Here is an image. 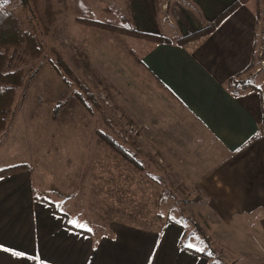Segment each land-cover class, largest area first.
<instances>
[{
  "label": "crops",
  "instance_id": "obj_1",
  "mask_svg": "<svg viewBox=\"0 0 264 264\" xmlns=\"http://www.w3.org/2000/svg\"><path fill=\"white\" fill-rule=\"evenodd\" d=\"M191 1L194 13L178 21L161 19L152 0L126 1L120 12L137 31L171 43L133 38L134 56L127 53L110 84L139 131V159L159 170L152 177L168 169L194 194L211 249L222 250L225 264H264L262 100L228 87L254 75L261 25L250 0L210 35L178 45L236 0ZM17 164L30 165L25 159L0 170ZM73 200V193H46L30 168L0 177V264H212L181 224L113 221L87 229Z\"/></svg>",
  "mask_w": 264,
  "mask_h": 264
},
{
  "label": "rangeland",
  "instance_id": "obj_2",
  "mask_svg": "<svg viewBox=\"0 0 264 264\" xmlns=\"http://www.w3.org/2000/svg\"><path fill=\"white\" fill-rule=\"evenodd\" d=\"M126 1L85 0L97 21L103 19L105 8L122 14ZM152 1L162 11L163 20L173 17L178 21L182 15L194 13L191 0ZM250 4L257 11L264 38V0H251ZM52 5L57 14L43 28L31 12L36 9L32 3L0 0V8L14 14L20 27L32 33L41 46L37 58H15L7 65L10 71L21 68L24 81L15 90L6 127L0 132V169L29 160L34 183L39 178L46 193H73L72 203L76 211L81 210L77 220L87 229H92L89 223L97 227L113 221L151 226L170 220L190 230L193 246L204 249L212 264H225L222 250L211 249L194 194L175 184L168 169L162 170L164 177H152L159 170L139 159L143 157L139 131L119 107L120 91L110 84L113 78L119 79L115 73L129 60L127 53L134 56L130 51H135L133 37L77 24L64 0H53ZM261 46L264 48V39L258 51ZM257 67L258 56L254 75ZM263 79L256 74L254 81L264 90ZM103 137L133 151L142 169L122 160Z\"/></svg>",
  "mask_w": 264,
  "mask_h": 264
},
{
  "label": "trees",
  "instance_id": "obj_3",
  "mask_svg": "<svg viewBox=\"0 0 264 264\" xmlns=\"http://www.w3.org/2000/svg\"><path fill=\"white\" fill-rule=\"evenodd\" d=\"M21 1L25 4L32 3L33 7L36 8L34 11L31 10V8L30 10L34 17L37 19L39 27H48L57 14V12L53 10V0ZM249 1L250 0H236L206 27L190 35L178 38L175 43H177L178 45H185L210 35L222 23L224 19H226L240 6L246 4ZM64 4L66 8H68V10L74 15L75 22L77 24L99 29L105 32H110L113 34L126 35L153 43H171V41L165 37L137 31L132 26L129 19H127L122 14H119L112 8H105L102 13L103 19L101 21H97L93 18L91 8L85 2V0H64ZM38 5L40 10H38ZM45 30L46 29H44V31ZM40 52L41 46L37 38L29 31L23 30L20 27L19 20L14 14L0 8V132H2L6 127L9 112L13 103L15 90L21 87L24 81V73L21 68L10 71L8 70L7 65L15 58H37L40 55ZM53 66L54 69L58 72L59 68H57L56 65ZM255 77L256 74L242 80H231L228 84V87L231 91L245 89L251 92H256L260 96L262 100V124L264 126V90L263 88L256 86L254 81ZM82 104L86 105L87 107L89 105L88 103L85 104L84 102H82ZM58 107L56 106V108L53 110L54 113L56 112ZM103 140H105V143L113 150V152L118 154L122 158V160L130 164L134 169H142V165L140 161L136 159L135 154H133L132 152L130 153L125 148L123 149L122 146H120L118 143L113 142L108 137H105V139L103 137ZM28 169L29 167L25 164L14 165L0 170V177L17 174L27 171ZM168 222L173 223L170 220H168ZM196 231L200 233L198 230ZM184 241H182V248H185ZM202 255L206 258L210 257V255L205 252L202 253Z\"/></svg>",
  "mask_w": 264,
  "mask_h": 264
},
{
  "label": "built area",
  "instance_id": "obj_4",
  "mask_svg": "<svg viewBox=\"0 0 264 264\" xmlns=\"http://www.w3.org/2000/svg\"><path fill=\"white\" fill-rule=\"evenodd\" d=\"M263 47H259V51L257 53L258 56V67L255 69V74H261L264 78V59H263ZM262 83H264V79L262 80Z\"/></svg>",
  "mask_w": 264,
  "mask_h": 264
},
{
  "label": "snow or ice",
  "instance_id": "obj_5",
  "mask_svg": "<svg viewBox=\"0 0 264 264\" xmlns=\"http://www.w3.org/2000/svg\"><path fill=\"white\" fill-rule=\"evenodd\" d=\"M188 247H192V245H189ZM17 255H24L23 253H17Z\"/></svg>",
  "mask_w": 264,
  "mask_h": 264
}]
</instances>
